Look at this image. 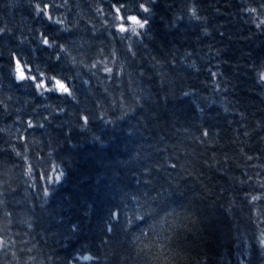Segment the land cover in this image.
I'll return each mask as SVG.
<instances>
[{
    "label": "trees",
    "instance_id": "obj_1",
    "mask_svg": "<svg viewBox=\"0 0 264 264\" xmlns=\"http://www.w3.org/2000/svg\"><path fill=\"white\" fill-rule=\"evenodd\" d=\"M47 2L61 25L42 0H0V264H264V199L248 202L264 193V31L242 11L260 0H155L130 40L113 4L143 17L132 0ZM12 53L75 99L17 83Z\"/></svg>",
    "mask_w": 264,
    "mask_h": 264
},
{
    "label": "snow or ice",
    "instance_id": "obj_2",
    "mask_svg": "<svg viewBox=\"0 0 264 264\" xmlns=\"http://www.w3.org/2000/svg\"><path fill=\"white\" fill-rule=\"evenodd\" d=\"M66 2V0H65ZM133 4H138V11L140 13L145 14L143 17H140L139 15L129 14L132 9L129 7H126V5L123 2H120L117 4H113V10L115 11V19L120 21V23L116 26V29L119 33H121V40H130L131 37L128 35H125L126 33H131L132 36L136 37H142L146 34L148 20L144 18L147 14L150 13L151 9L148 6L149 3H155V0H132ZM50 7L51 5L47 2V0H42V6L40 3H37L35 5V13L38 18L41 19H47L50 23L55 25H61L63 21L61 20H54L51 13H50ZM193 18L199 19V17L196 15V9L193 7L190 9ZM242 11H245L249 14H251L252 23H254L255 27L261 31H264V19L260 18V15L264 14V0H260V6L257 7H248L246 9H242ZM258 20V22H257ZM125 22H127L128 26H125ZM138 29L140 31H138ZM59 31H67L66 28H60ZM5 33L4 28H0V37L3 36ZM39 42L47 49H53L55 50L57 47L59 48L58 52H54L55 60L60 61L62 59L61 54H66L68 52V49L63 44H57L56 40L53 38H50L45 32H40L39 35ZM128 51L132 55V60L135 61L137 53L133 50V47L131 44H129ZM75 58H73V61ZM101 63H104L101 60H97L95 63L91 64V69H96L97 66ZM121 69H123V65H121ZM255 75L257 77L256 83L260 86H264V64H261L258 68H254ZM103 72L109 77H119L121 75L120 72H115L112 67L107 66L106 63H104ZM95 74V73H93ZM11 75L13 76L14 80L17 83L20 84H30L31 87L35 88V91L38 95L43 96L45 93H58L62 96H67L75 99L73 87L68 83L69 78L63 77L58 78L56 75H46L45 72L40 71L39 68L33 69L31 68L27 62L21 61V59L15 54H11ZM141 75H143L141 73ZM213 77H215V73L212 74ZM85 84L88 83V81H84ZM4 102L0 100V105H3ZM6 110V106H5ZM60 111H64L62 108ZM47 119V117H45ZM84 119L85 124L88 122L87 117H82ZM103 119V117H101ZM107 123H110V121H106ZM40 127H43V125H39ZM33 124L31 121L28 122V128H32ZM258 127H261V125H258ZM2 131V130H0ZM245 136H249L250 133L245 131ZM204 136H208V132H204ZM23 140L24 137H21ZM261 141H264V136L260 137ZM241 153H244V148L242 147L240 149ZM17 156L20 155V153H16ZM254 157L252 155H247V160L251 161ZM258 159V157H257ZM264 168V165L261 166ZM31 171V169H29ZM53 172H56V167L54 166L52 169ZM256 175L258 177H261V182L259 183V187L261 189H264V174L261 172H257ZM63 177V172H58L55 176H53L51 173L45 174L41 177L42 180H46L48 184L52 183H59L60 180ZM248 180H251V177L249 176L247 178ZM4 177L0 176V187L3 186ZM44 196L47 197L49 195V189H44ZM264 199V193L261 195H250V198L248 199V202L251 204H254L257 201H260ZM115 215V214H114ZM138 219V217H137ZM259 244L262 248H264V236H262L259 240ZM6 247L5 240L3 238H0V251H3ZM15 255V253H14ZM84 260H91L93 257L91 256H84Z\"/></svg>",
    "mask_w": 264,
    "mask_h": 264
},
{
    "label": "clouds",
    "instance_id": "obj_3",
    "mask_svg": "<svg viewBox=\"0 0 264 264\" xmlns=\"http://www.w3.org/2000/svg\"><path fill=\"white\" fill-rule=\"evenodd\" d=\"M257 21H258V20H257ZM137 217H138V219H137ZM137 217H136L137 220L142 219V217L139 216V215H138ZM129 224H130V221H129ZM159 227H160V228H163V227H164V224L161 223V224L159 225ZM147 236H148V235H147L146 233H143L142 236L137 237V240H141V241H143V239H144L145 237H147Z\"/></svg>",
    "mask_w": 264,
    "mask_h": 264
}]
</instances>
